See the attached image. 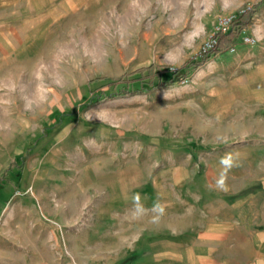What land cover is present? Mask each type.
<instances>
[{
  "label": "rangeland",
  "instance_id": "374dc122",
  "mask_svg": "<svg viewBox=\"0 0 264 264\" xmlns=\"http://www.w3.org/2000/svg\"><path fill=\"white\" fill-rule=\"evenodd\" d=\"M262 1L0 0V264H264V5L182 83L94 81L177 68Z\"/></svg>",
  "mask_w": 264,
  "mask_h": 264
},
{
  "label": "trees",
  "instance_id": "16d2710c",
  "mask_svg": "<svg viewBox=\"0 0 264 264\" xmlns=\"http://www.w3.org/2000/svg\"><path fill=\"white\" fill-rule=\"evenodd\" d=\"M262 5H264V0L259 5L241 9L239 14L231 19L226 29H219L212 35L213 47L209 49L203 47L177 68H173L172 65L167 63L153 62L149 65L138 67L133 71L125 72L118 77H97L94 81L103 80V84L108 83L111 85L114 95L182 83L213 56H217L229 49L241 33L248 30L252 16Z\"/></svg>",
  "mask_w": 264,
  "mask_h": 264
},
{
  "label": "clouds",
  "instance_id": "9594fccd",
  "mask_svg": "<svg viewBox=\"0 0 264 264\" xmlns=\"http://www.w3.org/2000/svg\"><path fill=\"white\" fill-rule=\"evenodd\" d=\"M220 164L222 167V171L220 173L219 178L216 181L215 186L219 190H227L226 173L232 167L237 166V165H236L234 158L231 155L222 157L220 160ZM132 201L134 204V216L139 217L145 214L146 210L143 204L141 203L140 193H135L132 197ZM151 211L156 214L154 219H158L160 216L164 214L165 206L159 200H157L153 203Z\"/></svg>",
  "mask_w": 264,
  "mask_h": 264
},
{
  "label": "built area",
  "instance_id": "2783aa9c",
  "mask_svg": "<svg viewBox=\"0 0 264 264\" xmlns=\"http://www.w3.org/2000/svg\"><path fill=\"white\" fill-rule=\"evenodd\" d=\"M231 21V20H230ZM229 21V22H230ZM228 22V24H229ZM228 24L225 27H222L220 29H226L228 27ZM247 40H250V37H245ZM214 41L213 39H211L210 41H208L207 45L204 47L205 49H209L211 47H213ZM230 48H234V44L230 47Z\"/></svg>",
  "mask_w": 264,
  "mask_h": 264
}]
</instances>
